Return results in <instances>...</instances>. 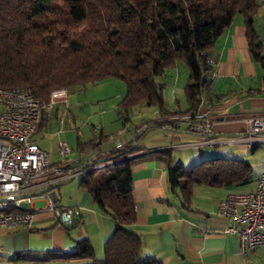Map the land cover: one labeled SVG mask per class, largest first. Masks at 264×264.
<instances>
[{"label": "trees", "instance_id": "trees-1", "mask_svg": "<svg viewBox=\"0 0 264 264\" xmlns=\"http://www.w3.org/2000/svg\"><path fill=\"white\" fill-rule=\"evenodd\" d=\"M260 6V0H0V87H27L45 104L55 90L84 88L116 78L126 86L118 105L124 118L140 105L156 107L160 117L195 116L210 87V50L237 14L244 18L251 55L264 73V45L254 29ZM183 66L187 70L183 84L187 109L171 113L165 108L163 92ZM136 138L125 150L90 162L115 160L101 173L88 171L78 181L114 221L103 257L95 258L91 243L81 239L73 251L47 253L39 260L162 264L142 253L141 239L130 229L136 220L131 186L136 157L129 154L139 149L130 148ZM99 143L85 144L94 147ZM153 154L167 162L169 188L180 194L184 205L196 185L237 190L256 177L251 165L238 158L217 156L183 167L171 165L168 151Z\"/></svg>", "mask_w": 264, "mask_h": 264}, {"label": "crops", "instance_id": "crops-1", "mask_svg": "<svg viewBox=\"0 0 264 264\" xmlns=\"http://www.w3.org/2000/svg\"><path fill=\"white\" fill-rule=\"evenodd\" d=\"M260 1L261 6L254 16V29L264 45L261 41L264 38V0ZM261 52L264 54V46ZM210 60L213 61L210 87L201 99L197 114L211 121V136L214 138L240 134L246 129L249 116L264 114V73L251 55L241 14L233 18L216 40L210 50ZM163 98L165 108L171 113L187 109L183 85H179L178 79L165 88ZM117 115L118 120L124 118L119 109ZM157 116L159 119L160 112ZM152 118L149 115L130 128L125 124L120 128L114 126L108 132H103L101 127L98 137L90 140L99 141L96 147L107 157L114 146L110 136L120 137L122 150L137 136L130 148L139 149L129 154L136 157L131 167L136 220L130 229L139 235L142 253L162 264H264V247L242 254L238 237L225 232L229 220L217 213V205L227 193L248 190L254 182L237 190L196 185L191 200L184 205L180 194L169 188L167 162L153 153L168 151L172 166L188 167L205 159L206 154L201 149L212 146L194 145L206 137L188 130L185 124L177 128L168 123L149 126ZM85 143L88 141L77 140L76 152L72 154L71 149L68 162L76 165L92 161L96 147ZM40 148L48 154L50 161H59L57 153L50 158L45 147ZM68 182L55 187L52 198L60 206L79 209L73 224L69 227L62 225L57 213L44 207L36 208L35 203L44 200L35 198L30 226H0V264H11L20 259L37 261L47 253L70 252L81 239L91 243L95 258L103 257V245L113 231L114 221L96 206L90 194L78 183L76 187H69L70 197L64 201L59 191ZM21 255L24 258L18 257ZM65 261L69 264L87 263V260Z\"/></svg>", "mask_w": 264, "mask_h": 264}, {"label": "built area", "instance_id": "built-area-1", "mask_svg": "<svg viewBox=\"0 0 264 264\" xmlns=\"http://www.w3.org/2000/svg\"><path fill=\"white\" fill-rule=\"evenodd\" d=\"M66 102V89L53 91L48 102L42 104L27 87H0V226H30L35 198H42L44 209L57 213L62 225H70L79 215V209L63 207L54 201L55 187L115 161L74 165L67 161L71 148L66 141L60 140L57 143L59 161L52 162L35 143L33 135L42 110H51L56 104ZM155 122L176 128L185 124L188 130L206 137L194 144L198 146L257 147L264 144V114L249 116L242 133L226 138L212 137L211 121L198 114L164 116L151 124ZM110 141L114 145L112 152L123 148L119 136L113 135ZM104 155L96 147L92 161ZM217 213L229 220L225 232L238 237L242 254L264 247V172L255 177L250 189L227 193L219 201Z\"/></svg>", "mask_w": 264, "mask_h": 264}, {"label": "rangeland", "instance_id": "rangeland-1", "mask_svg": "<svg viewBox=\"0 0 264 264\" xmlns=\"http://www.w3.org/2000/svg\"><path fill=\"white\" fill-rule=\"evenodd\" d=\"M262 36H264V32H262ZM261 41L264 42V38ZM186 72L185 66L180 67L177 79L181 86L186 80ZM66 91L67 104H56L53 109L45 110L43 124L36 129L33 135L40 147H45L50 158L54 157L56 153L58 154L57 143L60 140L66 141L72 149V154H75L77 140L87 142L92 138H97L101 127L104 129H102L103 132L110 131L114 126L120 128L123 124L130 128L132 124H138L146 117L148 118L149 115L153 116L150 120H158V110L153 106L145 105L132 107L128 112V120L125 118L118 120V105L125 95L126 86L116 78H106L84 88ZM131 131H134V129L132 128ZM201 151L206 154L205 158L221 156L246 160L251 165L255 176L264 171V144L257 146L255 149L246 146L220 145L210 148L205 147ZM104 169L105 167H100L98 173H101ZM79 180L80 176H77L61 187L59 193L64 201L70 197L69 187H76ZM23 205L25 204L23 203ZM44 205L45 202L35 203L36 208H42ZM11 264H69V262L65 260L44 262L20 259L12 261Z\"/></svg>", "mask_w": 264, "mask_h": 264}]
</instances>
